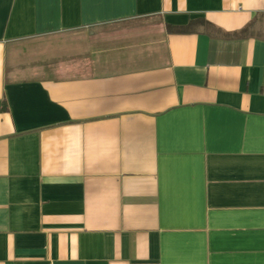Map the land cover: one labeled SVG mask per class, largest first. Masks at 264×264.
<instances>
[{
	"label": "crops",
	"instance_id": "1",
	"mask_svg": "<svg viewBox=\"0 0 264 264\" xmlns=\"http://www.w3.org/2000/svg\"><path fill=\"white\" fill-rule=\"evenodd\" d=\"M0 264H264V0H0Z\"/></svg>",
	"mask_w": 264,
	"mask_h": 264
},
{
	"label": "rangeland",
	"instance_id": "2",
	"mask_svg": "<svg viewBox=\"0 0 264 264\" xmlns=\"http://www.w3.org/2000/svg\"><path fill=\"white\" fill-rule=\"evenodd\" d=\"M66 39H64V38H60V39H58V41L59 42H62V41H65ZM67 40H70V39H67Z\"/></svg>",
	"mask_w": 264,
	"mask_h": 264
}]
</instances>
